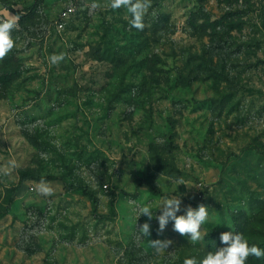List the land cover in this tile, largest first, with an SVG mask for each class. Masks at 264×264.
I'll list each match as a JSON object with an SVG mask.
<instances>
[{
	"label": "rangeland",
	"instance_id": "374dc122",
	"mask_svg": "<svg viewBox=\"0 0 264 264\" xmlns=\"http://www.w3.org/2000/svg\"><path fill=\"white\" fill-rule=\"evenodd\" d=\"M129 19L110 0L18 18L0 60V264H183L226 231L264 249V0H151L143 30ZM172 196L177 215L208 208L199 241L136 221L131 201L158 216Z\"/></svg>",
	"mask_w": 264,
	"mask_h": 264
},
{
	"label": "clouds",
	"instance_id": "9594fccd",
	"mask_svg": "<svg viewBox=\"0 0 264 264\" xmlns=\"http://www.w3.org/2000/svg\"><path fill=\"white\" fill-rule=\"evenodd\" d=\"M150 7L151 0H110V8L112 10L126 9L127 13L130 14V27L137 30H143V20ZM99 8L100 5L98 3L91 4L89 6L90 13L95 12ZM17 20L18 18L14 16L0 20V60L4 59L15 47L12 32L18 27ZM63 60V54H54L50 57V62L53 65H58ZM42 158H46V154H42ZM174 182L178 186L195 187L182 179ZM37 191L44 196H52L54 194V189L44 179L39 182ZM130 203L134 205L133 210L136 212V221L141 216H146L148 221H151L153 218L158 221V234L163 233L168 223L172 221L174 222V231L180 235L190 236L192 242L202 239V225L208 219V208L204 204H200L195 209L189 205L185 209L186 214L177 215L181 210L182 199L181 196H172L163 200L158 209L160 214L157 216L153 214L150 203L137 204L135 201H131ZM136 229L138 233L136 236L137 241L146 239L151 235L150 222H145L138 228L136 227ZM219 239L221 243L226 245L225 247L219 248L214 252H208L200 260H197L195 257L186 258L183 264H247L250 256L256 258L264 257V249L255 244L250 245L242 233L233 231L222 232ZM148 242L158 252L166 250L172 243L170 240H151Z\"/></svg>",
	"mask_w": 264,
	"mask_h": 264
},
{
	"label": "trees",
	"instance_id": "16d2710c",
	"mask_svg": "<svg viewBox=\"0 0 264 264\" xmlns=\"http://www.w3.org/2000/svg\"><path fill=\"white\" fill-rule=\"evenodd\" d=\"M42 2L43 0H34L30 5H27L26 7L19 9L15 6V3L11 0H0V4H2L6 9L12 11L18 18H24L28 14L34 12ZM84 192L92 199L93 204H96L97 197L95 193L89 189H84ZM127 264H137V263H127ZM247 264H264V259H248Z\"/></svg>",
	"mask_w": 264,
	"mask_h": 264
}]
</instances>
